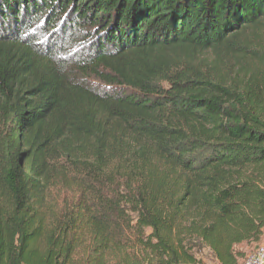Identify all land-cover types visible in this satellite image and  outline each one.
<instances>
[{
  "label": "trees",
  "instance_id": "obj_1",
  "mask_svg": "<svg viewBox=\"0 0 264 264\" xmlns=\"http://www.w3.org/2000/svg\"><path fill=\"white\" fill-rule=\"evenodd\" d=\"M263 236L264 0H0V264Z\"/></svg>",
  "mask_w": 264,
  "mask_h": 264
},
{
  "label": "built area",
  "instance_id": "obj_2",
  "mask_svg": "<svg viewBox=\"0 0 264 264\" xmlns=\"http://www.w3.org/2000/svg\"><path fill=\"white\" fill-rule=\"evenodd\" d=\"M243 264H264V245L258 246L256 251L248 256Z\"/></svg>",
  "mask_w": 264,
  "mask_h": 264
},
{
  "label": "rangeland",
  "instance_id": "obj_3",
  "mask_svg": "<svg viewBox=\"0 0 264 264\" xmlns=\"http://www.w3.org/2000/svg\"><path fill=\"white\" fill-rule=\"evenodd\" d=\"M261 245H264V243L263 244L261 243ZM254 247H255L254 245L250 246V247H246L245 252H246L247 256L254 251ZM238 249L240 250V249H242V247H238ZM200 257L203 259V262L205 264H216L214 261H212L210 259V256H209V253L207 252V250H202Z\"/></svg>",
  "mask_w": 264,
  "mask_h": 264
},
{
  "label": "crops",
  "instance_id": "obj_4",
  "mask_svg": "<svg viewBox=\"0 0 264 264\" xmlns=\"http://www.w3.org/2000/svg\"><path fill=\"white\" fill-rule=\"evenodd\" d=\"M264 243V236H263V239H262V244Z\"/></svg>",
  "mask_w": 264,
  "mask_h": 264
}]
</instances>
